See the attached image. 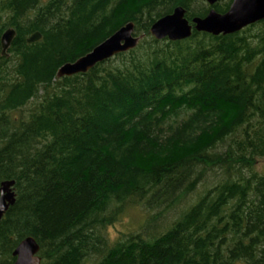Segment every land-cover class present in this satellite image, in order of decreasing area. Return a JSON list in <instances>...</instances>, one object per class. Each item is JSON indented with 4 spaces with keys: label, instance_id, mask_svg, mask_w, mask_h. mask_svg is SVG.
<instances>
[{
    "label": "trees",
    "instance_id": "16d2710c",
    "mask_svg": "<svg viewBox=\"0 0 264 264\" xmlns=\"http://www.w3.org/2000/svg\"><path fill=\"white\" fill-rule=\"evenodd\" d=\"M0 0V264L25 237L40 264H264V19L155 40L231 0ZM138 44L82 74L58 67L124 24ZM37 41L27 43L32 33ZM137 209L136 228L105 229Z\"/></svg>",
    "mask_w": 264,
    "mask_h": 264
},
{
    "label": "water",
    "instance_id": "95a60500",
    "mask_svg": "<svg viewBox=\"0 0 264 264\" xmlns=\"http://www.w3.org/2000/svg\"><path fill=\"white\" fill-rule=\"evenodd\" d=\"M213 5L219 0H203ZM264 19V0H231L224 13H217L210 9L203 17H193L190 23L185 18V9L177 6L169 14L155 20L148 29V34L155 40L166 38L169 41L182 40L190 36L191 30L211 35H227L239 31L247 25ZM14 37L12 29H6L0 36V54L6 55ZM140 36H134L133 24L128 22L119 27L103 41L95 45L90 51L72 62L62 64L57 68L55 76L69 77L82 74L95 64L113 57L116 54L133 49L139 42ZM39 33H32L27 43L37 41ZM13 181L0 183V218L9 206L14 203L15 194L12 190ZM39 247L32 237H25L13 249L12 264H40Z\"/></svg>",
    "mask_w": 264,
    "mask_h": 264
},
{
    "label": "rangeland",
    "instance_id": "374dc122",
    "mask_svg": "<svg viewBox=\"0 0 264 264\" xmlns=\"http://www.w3.org/2000/svg\"><path fill=\"white\" fill-rule=\"evenodd\" d=\"M201 4L204 6L206 5L203 0L197 1L194 9H199L202 6ZM254 170L256 173L264 174V158L256 162L254 165ZM142 217L143 214L139 210H130L129 212L125 213V215H123L119 221L105 229L106 237L109 239V241H111L116 239L120 233L135 229L137 227L136 224H139Z\"/></svg>",
    "mask_w": 264,
    "mask_h": 264
},
{
    "label": "flooded vegetation",
    "instance_id": "af4514ba",
    "mask_svg": "<svg viewBox=\"0 0 264 264\" xmlns=\"http://www.w3.org/2000/svg\"><path fill=\"white\" fill-rule=\"evenodd\" d=\"M220 2V0L218 1V2H216V3H219ZM215 4V3H214ZM213 4V5H214ZM206 5H208L207 3H206ZM208 6H210V5H208ZM212 6V5H211ZM212 9V8H211ZM210 10V9H209ZM224 13V12H223ZM207 14V13H206ZM8 49V48H7ZM6 52V51H5Z\"/></svg>",
    "mask_w": 264,
    "mask_h": 264
},
{
    "label": "bare ground",
    "instance_id": "6f19581e",
    "mask_svg": "<svg viewBox=\"0 0 264 264\" xmlns=\"http://www.w3.org/2000/svg\"><path fill=\"white\" fill-rule=\"evenodd\" d=\"M15 32V31H14Z\"/></svg>",
    "mask_w": 264,
    "mask_h": 264
}]
</instances>
